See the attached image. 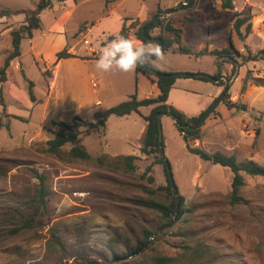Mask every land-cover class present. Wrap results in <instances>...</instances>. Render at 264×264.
Wrapping results in <instances>:
<instances>
[{"label":"rangeland","instance_id":"1","mask_svg":"<svg viewBox=\"0 0 264 264\" xmlns=\"http://www.w3.org/2000/svg\"><path fill=\"white\" fill-rule=\"evenodd\" d=\"M38 1L0 0V7L35 9ZM187 2L77 0L74 3V0H68L62 3L54 0V7L41 15L46 37L39 46L48 49L54 45L61 47V51L85 50L96 55L100 47L119 34L125 18L132 19L128 22L133 27L130 38L142 42L136 35L139 26L162 14L159 26L149 30L148 34L158 37L162 22L170 20L182 30L181 46L193 54L178 51L177 45L165 50V61L157 68L161 71L213 76L218 72L219 63L211 51L229 47L231 36L234 46L245 55L248 49L254 53L264 49V0H233V10L222 9L221 0H194L183 8ZM173 9L177 11L171 12ZM22 11L11 17L21 20L22 14L25 16ZM164 12L171 13L164 15ZM241 12L252 16L251 34L244 42L237 34H232L233 19ZM65 17L67 43L56 41L51 44L48 38L53 35L47 33L48 26L55 18L64 21ZM7 44V39L1 40L3 51ZM28 48L25 43V51ZM198 53L200 55H194ZM4 55L0 54V65ZM23 61V70L11 69L9 82L4 92H0V264H58L63 259L65 264H72V255L79 248H86L105 264L130 262L141 258L128 254L137 245V240L143 238L144 229L153 231L145 245L152 254L177 257L185 252L188 244H204L213 253L206 264H264V177L242 173L245 178V185L239 189L242 202L232 204L231 169L190 153L175 121L163 117L165 157L179 196L184 197L185 213L177 221L179 207L169 225L160 230L161 213L147 208L144 203L170 204L174 197L164 190L167 185L164 168L154 163V156L142 155L136 162V170L126 173L101 167L94 161L70 159L65 154L57 156L46 151L44 139L29 145L32 136L52 139L59 130L57 123L65 122L72 125L73 130L82 132L81 144L92 156L131 154L136 151L132 144L137 142L144 123L142 116L137 113L111 116L105 129L92 130L89 135L84 133L89 121L82 119L43 124L37 109L31 121L12 117L8 115L9 111L20 110L28 114L29 110L24 103L18 105L9 87L26 89L28 94L31 81L37 84V93L42 95L48 89L45 80L54 68L28 53ZM220 64L228 77L232 67L227 63ZM64 70L75 72L76 64L68 59L60 76ZM257 78H264V61H251L240 67L238 77L230 80V101L244 105L246 110L236 111L221 102L200 127V138L193 146L208 152L233 153L241 162L252 160L264 166V86L254 84ZM63 81L60 77L55 93L70 101L68 97L74 96L73 89L78 94L79 78L72 82L73 86L68 84L69 88ZM86 81L82 80V87L88 91ZM127 99L122 95L107 97L98 110L105 111ZM147 113L149 108H142V114ZM121 136H128V141ZM70 148L67 144L63 152ZM148 167L150 171L144 175ZM38 175L46 177V205L34 201V198L39 200ZM151 177L153 181L149 179ZM30 218L34 228L13 232ZM50 228L57 230L56 234L68 249L63 259L58 253L47 250ZM198 264H203V258Z\"/></svg>","mask_w":264,"mask_h":264},{"label":"trees","instance_id":"2","mask_svg":"<svg viewBox=\"0 0 264 264\" xmlns=\"http://www.w3.org/2000/svg\"><path fill=\"white\" fill-rule=\"evenodd\" d=\"M59 2H65L67 0H57ZM77 0H74L76 2ZM188 0H186L187 2ZM216 1V0H214ZM54 0H39L36 4L34 10L30 11H22L21 13L25 14V21L24 24L18 28H15L11 31L12 43H11V52L6 57L4 61V65L0 68V84L7 81V71L10 67L11 61L21 56V43L26 38H32L33 32L40 29L41 27V15L46 10L52 9L54 6ZM221 7L224 10H233V0H221ZM161 10L158 9V13ZM15 14H20L19 11H11V10H0V18L4 17H11ZM132 21L131 18H125L122 27L119 31V35H124L130 38L131 29H133L132 25H128V22ZM155 21L153 18L151 21L140 25L137 32V38L141 40L143 43L148 42V40L143 36L144 28L148 27ZM252 30V16L248 13H238L235 15L232 23V34H237L239 40L242 42L251 34ZM181 33L182 30L174 25L173 22L170 20H165L161 24V32L158 35L159 38L162 39L164 43V49L167 51L171 49L173 46H178V51L184 52L187 54H193L191 51L181 46ZM150 35V34H149ZM211 54L214 55L219 63L218 72H216L213 76L215 78L221 76L223 74L221 64L220 63H227L230 64L232 67V72L228 75L229 79H236L238 77V71L240 67H242L245 63L254 61H264V49L258 51L257 53L252 52L250 49L247 50V54H243L240 50H238L233 42L232 36L230 39V46L225 47L222 49H215L211 51ZM196 56L200 55L194 54ZM75 57L73 54H70L66 50H62L57 53V61L62 59L72 58ZM137 73H142L147 76L153 83H156L159 94L153 98H145L139 99L136 94L132 95L128 100L113 106L101 113H97L95 115L94 121L88 122L86 125V130L84 133L89 135L92 130L105 128L108 119L111 116H118L123 117L126 115H130L132 113H137L141 115L144 120L147 122V128L144 133L141 153L142 155L149 157H155V164L163 165L167 185L164 187V190L172 196V186L170 183L168 170L166 167V163L160 155L159 151V144H158V137H159V128H158V114L159 113H167L171 112L174 115L178 116L183 124L187 125H195L208 111V109L212 106L214 101L211 105L205 109L201 114L198 116L188 117L183 112L179 111L173 105L168 103L169 94L171 89L174 87L176 81L180 78H188L185 77H171L165 76L164 74H169L171 72H164L154 67H138ZM160 73V74H157ZM198 80H202L205 82L213 83L219 87L224 88L226 82L224 80H220L219 82L215 83L214 81L208 78H196ZM245 79V83L246 80ZM245 83L243 88H245ZM254 84L256 86L263 87L264 86V78H257L254 79ZM34 83L29 81V88L28 94L29 98L32 102L36 101L35 93H34ZM2 93V90L0 89ZM223 103L228 108H235L236 111L246 110L244 105H240L237 103H233L230 101V93L229 91L225 94L224 98L222 99ZM220 102V103H221ZM1 103L4 104L3 100ZM152 109L148 115H143L141 113V108L143 107H150ZM219 106V105H218ZM217 106V107H218ZM216 107V108H217ZM215 108V109H216ZM215 111V110H214ZM213 111V112H214ZM15 118H18L15 116ZM76 120L80 119L78 117L75 118ZM1 125V124H0ZM57 126L59 130L54 133V137L46 142L47 149L46 151L53 153L57 156L64 155L69 157L70 159H78L83 161H94L97 165L101 167H107L112 170H122L126 173H132L136 170V162L141 160V157L129 155V156H119L115 157L116 160L112 161L111 157L107 155H101L97 157H93L87 149L81 144V139L83 136L82 132L79 130H73L72 125H69L65 122H58ZM179 129V128H178ZM186 147L188 151L194 155H197L199 158L205 161H209L215 165H220L222 167H226L231 169L233 172V179H232V192H231V202L232 204H238L242 202V198L239 196V189L245 185V178L242 173H246L251 176H260L264 177V166L256 163L255 161H244L241 162L238 160L235 154L226 155L220 151L215 152H208L200 147L193 146V144L200 138V128L197 129H179ZM70 144L71 148L67 152H63V148ZM150 171V167L147 168L144 175ZM144 175H142L144 177ZM37 178L39 179V200L42 204L46 205V177L43 175H38ZM153 181V178H149ZM181 197V204L179 209V214L176 218L178 221L185 213L184 209V197ZM144 205L149 209L157 210L162 215V226L161 229L167 227L169 222L171 221V214L173 209L175 208V199H172V203L164 204L160 202H146ZM33 220L28 219L22 226L17 227L13 232H19L22 229H32L34 228V224L32 223ZM49 240L47 242V250L54 251L58 253V255L63 259L64 255L67 254L68 249L66 248L62 238L56 234L57 230L55 228L49 229ZM153 234V231L149 229H144L142 237L137 240V245L130 251L128 256H140L141 258L137 260H132L130 262H117L115 264H198L200 259L203 258V264L207 263L212 257L211 248L209 246H205L204 244H197V245H187L185 246V252L179 256H168V255H161V254H152L149 252L151 249L145 245L147 240H149L150 236ZM192 243V240L189 241ZM73 262L72 264H105L104 262H100L97 258H95L89 250L86 248L78 249L72 255ZM58 264H65L64 259L59 262Z\"/></svg>","mask_w":264,"mask_h":264},{"label":"crops","instance_id":"3","mask_svg":"<svg viewBox=\"0 0 264 264\" xmlns=\"http://www.w3.org/2000/svg\"><path fill=\"white\" fill-rule=\"evenodd\" d=\"M38 2H36V4ZM63 6L64 5H61V8H63ZM0 10H11V9L6 7H0ZM21 10L30 11L34 9H15L11 11H21ZM24 18L25 16L23 14L21 16V20L20 19L15 20L13 17L0 18V42L3 39L8 40L7 49L3 51L2 47H0V54L5 53V55L1 58L2 64L0 65V67L4 65V61L6 57L11 52V48H12L11 31L23 25L25 21L23 20ZM55 19H56L55 22L51 23L50 26H48L47 28V33L53 35L54 38L51 37L50 39L48 38V40L50 41L51 44L52 43L54 44L56 41L57 43L58 42L67 43L68 36H67V30L65 28V20L67 19V17L64 18V21H59L60 19L57 18ZM42 29H43V21L41 18L40 29L33 32L32 38H26L22 41L21 56L11 61L10 67L7 71V81L0 84V89L3 90L4 92V88L6 84L9 82V78H10L9 73L11 69H15L16 71L23 70L24 67L23 59L27 53L30 54L32 57L39 59L43 64L47 65L48 67L54 66L52 75L45 80V83L48 85V89L46 90V93L39 95L37 93L38 90L37 84L34 82L33 89H34L36 101L32 102L27 94L26 89H20L17 86H10L9 89L12 98L18 103V105L24 103L25 108L29 110V113L28 114L22 113L20 110H18V111H9L8 115L12 117L17 116L19 118L31 121L34 111L37 109V112L41 117L40 123L43 124L52 123L55 121H71L73 118L76 117L84 121L91 122L94 121L95 115L97 113H101L104 111V110L99 111L98 108L102 106L103 101L107 97L111 98L122 95V96H126L129 99L132 95L136 94L139 99H145V98L156 97L159 94V89L156 83H153L144 74L137 73V71L132 73H122L119 71H112L108 73L98 72L95 69L94 65H95V61L98 59L99 52L96 55L87 53L85 50H82L80 52L78 51H74L71 53L69 52L70 54H73L75 57L57 61V53L61 51L60 50L61 47H55L54 45H52L50 47L47 46L48 49H44V47L39 46L41 41H43L46 37V33L43 32ZM38 33H40L39 36H37ZM25 43H28L29 45L27 51H25L24 49ZM68 59H70L74 64H76V71L74 72V71L64 70L63 76H60V73H62L63 64ZM222 69H223V74H225L226 69L224 67ZM60 77H62V79L64 80L63 82L66 83L67 88H69L68 84H72L73 86V83H75L76 79L79 78V83L77 82L78 94L75 93L73 89L74 96L68 97L70 101L61 99L55 93V89L60 83ZM83 79H85V81L87 79L86 82L89 87L88 91H86L82 87L84 84L82 83ZM93 82H96L98 84L97 88H93L92 86ZM43 90L45 92V89ZM222 91H223L222 87H219L210 82H205L191 77L180 78L176 81L174 87L170 91L168 103L173 105L175 108L183 112L188 117L198 116L211 105V103L215 100V98L220 96ZM70 92L71 91H69L68 93ZM145 108H149V113H150L152 106ZM141 113H142V108H141ZM149 113L144 115H148ZM146 128H147V122L144 120L140 133L137 136V142L132 144L136 148V151H133V153L127 155H118L116 153L112 155L111 154H102V155H107L111 158H115L119 156H129V155L141 157L142 141ZM121 138L123 137L121 136ZM43 139L45 141L49 140V138L45 139V136H32L29 140L30 141L29 145L33 143V141L42 142L44 141ZM123 139H125V141H128L129 137L124 136ZM220 152L226 154L223 151ZM232 154H226V155H232ZM93 157H97V156H93Z\"/></svg>","mask_w":264,"mask_h":264},{"label":"clouds","instance_id":"4","mask_svg":"<svg viewBox=\"0 0 264 264\" xmlns=\"http://www.w3.org/2000/svg\"><path fill=\"white\" fill-rule=\"evenodd\" d=\"M163 61L165 52L160 43L152 40L143 43L117 34L114 39L100 47L94 67L101 73H132L138 67H162L160 62Z\"/></svg>","mask_w":264,"mask_h":264},{"label":"water","instance_id":"5","mask_svg":"<svg viewBox=\"0 0 264 264\" xmlns=\"http://www.w3.org/2000/svg\"><path fill=\"white\" fill-rule=\"evenodd\" d=\"M189 2H187L186 4H183L182 7L186 8L188 6H190L194 0H188ZM177 11L176 9H173L171 12H175ZM171 12H164V15L166 14H170ZM162 15V14H161ZM158 15L155 17V21L154 23L150 24L148 27L144 28L143 30V36L149 41H156L158 43H160V45L163 47L164 49V43L162 41L161 38L157 37V36H151L148 34L149 30L153 29V28H157L159 26L160 23V16ZM165 51V49H164ZM160 74V73H157ZM165 76H171V77H191V78H208L212 81H214L215 83L219 82L220 80H224L226 82L225 87L223 88L222 93L220 94V96L217 97V99L214 101V103L212 104V106L208 109V111L204 114V116L193 126L191 125H187V124H183L180 120V118L176 115H174L171 112H167V113H159L158 114V128H159V137H158V144H159V151H160V155L163 158V160L166 163V167L168 170V175H169V179H170V183L172 186V195L175 199V208L172 211V218L174 217V215L178 212V209L180 207V201H181V197L179 196V191L178 188L175 184L174 178H173V173H172V169L171 166L169 164V161L167 160V158L165 157V151H164V145H163V133H162V119L163 117H169L172 118L175 121L176 126L179 129H183V130H187V129H197L200 128L205 121L207 120V118L213 113V111L215 110V108L220 104V102L222 101V99L224 98L225 94L230 90V86H231V81L229 79V77H227L225 74H222L221 76L215 78L212 75L209 74H205V73H181V72H172L169 74H164ZM173 221V220H172ZM171 225V224H170Z\"/></svg>","mask_w":264,"mask_h":264},{"label":"built area","instance_id":"6","mask_svg":"<svg viewBox=\"0 0 264 264\" xmlns=\"http://www.w3.org/2000/svg\"><path fill=\"white\" fill-rule=\"evenodd\" d=\"M86 44H89V41H85ZM93 88H97L98 84L96 82L92 83Z\"/></svg>","mask_w":264,"mask_h":264}]
</instances>
